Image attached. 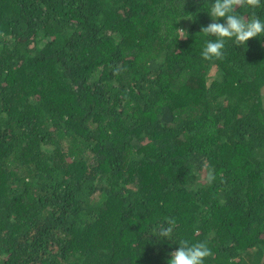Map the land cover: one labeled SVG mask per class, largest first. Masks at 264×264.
Listing matches in <instances>:
<instances>
[{"label": "trees", "instance_id": "obj_1", "mask_svg": "<svg viewBox=\"0 0 264 264\" xmlns=\"http://www.w3.org/2000/svg\"><path fill=\"white\" fill-rule=\"evenodd\" d=\"M202 7L0 0V264H264V37L205 59Z\"/></svg>", "mask_w": 264, "mask_h": 264}, {"label": "clouds", "instance_id": "obj_2", "mask_svg": "<svg viewBox=\"0 0 264 264\" xmlns=\"http://www.w3.org/2000/svg\"><path fill=\"white\" fill-rule=\"evenodd\" d=\"M264 6V0H203V7L211 22L202 25L203 36L201 56L205 59L221 58L227 43L246 46L250 38L264 37V13L257 9ZM214 37L209 39V37ZM176 221L168 219L152 229V234L164 241L177 237ZM178 247L169 253L166 264H205L211 249L205 241H190L178 238Z\"/></svg>", "mask_w": 264, "mask_h": 264}]
</instances>
